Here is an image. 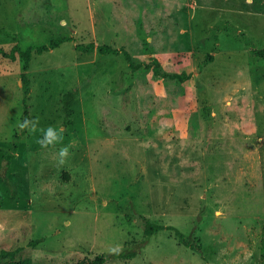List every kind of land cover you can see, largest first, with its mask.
Instances as JSON below:
<instances>
[{
	"label": "rangeland",
	"instance_id": "rangeland-1",
	"mask_svg": "<svg viewBox=\"0 0 264 264\" xmlns=\"http://www.w3.org/2000/svg\"><path fill=\"white\" fill-rule=\"evenodd\" d=\"M0 29L21 50L67 38L32 55L28 92L22 61L0 58V250L33 264H91L118 245L104 264H264V56L251 53L264 0H0ZM153 60L190 78L155 76ZM25 117L64 129L65 165L16 127ZM145 221L163 229L147 236Z\"/></svg>",
	"mask_w": 264,
	"mask_h": 264
},
{
	"label": "trees",
	"instance_id": "trees-1",
	"mask_svg": "<svg viewBox=\"0 0 264 264\" xmlns=\"http://www.w3.org/2000/svg\"><path fill=\"white\" fill-rule=\"evenodd\" d=\"M0 36L9 37L11 38L13 42H15L14 45L11 47V49L8 51L0 47V58L7 59L10 61H15L17 60V58H19L22 61L23 72L21 73V79H22L24 89L26 90V92L30 90V84H29L26 71L29 67L32 55L34 53L41 54L43 52L51 51L54 48L58 47L61 43L67 40V38H56V39L51 40L49 45L47 46H38V47L30 46L26 48L25 50H21L19 45L16 43V35L14 33H11L5 29H0ZM94 48H96V50L100 54H103V53L113 54V55L123 54L132 71H136L142 67V65L140 64H135L132 60L131 55L123 49H115V48H112L106 45H102V46L99 45L97 47H94L93 43L88 44L87 46L81 47L82 50L88 51V52H92ZM251 53L255 54L256 56H260V57L264 56V50L251 49ZM207 58L211 60L212 56H208ZM153 65H154L153 73L155 76L162 77V78H168L171 80H176L178 82H184L186 79L190 78V75L169 74V73L161 72L159 68V62L156 60H153ZM77 96H78V88H75L73 90L66 92L63 96L62 111L65 116L64 118L65 121H67V119H69L72 116V107H73V104ZM23 103L26 106L25 98L23 100ZM26 114H27V109L25 110L24 115ZM5 158L8 159L7 156ZM143 226H144V232L147 236H151L154 233L158 232L159 230L163 229L162 225H158L150 221H145ZM178 237H179L180 242H182L183 244H188V241L187 240L185 241L183 237L181 236H178ZM33 244H36V243L32 242L31 245ZM262 247H263L262 250L264 251V238L262 240ZM19 250H20L19 248L15 250H11V251L1 249L0 256L3 258V261L0 262V264H33L31 258L16 259V254L19 252ZM122 255H123L122 252H119V253L112 254L109 257L99 256V257H96V259H94V261H92L91 264H104L107 261V259L112 258V257H116V258L122 257Z\"/></svg>",
	"mask_w": 264,
	"mask_h": 264
},
{
	"label": "clouds",
	"instance_id": "clouds-1",
	"mask_svg": "<svg viewBox=\"0 0 264 264\" xmlns=\"http://www.w3.org/2000/svg\"><path fill=\"white\" fill-rule=\"evenodd\" d=\"M246 3H251V0H245ZM16 127L21 131H26L29 135L40 133L36 143L41 149H56V163L58 166H63L67 163L70 155V149L74 142H69L64 145V129L53 125L40 127L39 117H25L22 121L16 123ZM57 145H62L57 149ZM120 246L112 249L114 253H118Z\"/></svg>",
	"mask_w": 264,
	"mask_h": 264
}]
</instances>
